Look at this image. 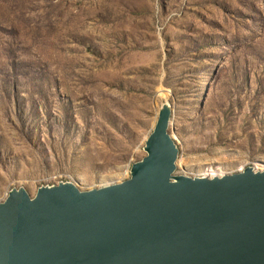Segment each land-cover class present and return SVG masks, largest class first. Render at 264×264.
Returning <instances> with one entry per match:
<instances>
[{"label":"rangeland","instance_id":"obj_1","mask_svg":"<svg viewBox=\"0 0 264 264\" xmlns=\"http://www.w3.org/2000/svg\"><path fill=\"white\" fill-rule=\"evenodd\" d=\"M165 104L175 176L264 170V0H0V202L129 179Z\"/></svg>","mask_w":264,"mask_h":264},{"label":"water","instance_id":"obj_2","mask_svg":"<svg viewBox=\"0 0 264 264\" xmlns=\"http://www.w3.org/2000/svg\"><path fill=\"white\" fill-rule=\"evenodd\" d=\"M165 104L123 182L14 189L0 202V264H264V170L175 176Z\"/></svg>","mask_w":264,"mask_h":264},{"label":"bare ground","instance_id":"obj_3","mask_svg":"<svg viewBox=\"0 0 264 264\" xmlns=\"http://www.w3.org/2000/svg\"><path fill=\"white\" fill-rule=\"evenodd\" d=\"M215 174H217V173H213L212 175H211V177H209V178H213V177H217V176H219V175H215ZM222 176V175H221ZM205 177H208V176H205Z\"/></svg>","mask_w":264,"mask_h":264}]
</instances>
